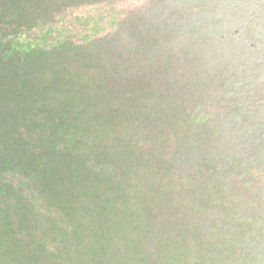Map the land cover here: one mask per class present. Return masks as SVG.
Listing matches in <instances>:
<instances>
[{
	"label": "trees",
	"instance_id": "trees-1",
	"mask_svg": "<svg viewBox=\"0 0 264 264\" xmlns=\"http://www.w3.org/2000/svg\"><path fill=\"white\" fill-rule=\"evenodd\" d=\"M118 1L0 0V264H264L260 24L148 0L102 35L18 40Z\"/></svg>",
	"mask_w": 264,
	"mask_h": 264
},
{
	"label": "rangeland",
	"instance_id": "rangeland-1",
	"mask_svg": "<svg viewBox=\"0 0 264 264\" xmlns=\"http://www.w3.org/2000/svg\"><path fill=\"white\" fill-rule=\"evenodd\" d=\"M235 1H241L253 16V27L257 26V23L260 24L261 27L258 29L251 27L249 44L254 42L253 45L258 47L256 48L258 56H264V0ZM147 2L148 0H124L113 4L84 5L70 9L56 19H60L59 21L37 27L21 35L18 40L20 44L25 45H46L65 37L79 41L87 33L102 35L113 29L114 24L111 21L117 17H125L129 12L140 9L139 7L144 6ZM227 13L230 14V9L227 10ZM227 21L224 19L219 22L221 28L225 27ZM247 26L249 25L247 24Z\"/></svg>",
	"mask_w": 264,
	"mask_h": 264
}]
</instances>
